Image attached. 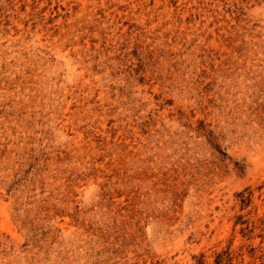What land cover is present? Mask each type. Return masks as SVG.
I'll return each mask as SVG.
<instances>
[{
	"label": "rangeland",
	"instance_id": "374dc122",
	"mask_svg": "<svg viewBox=\"0 0 264 264\" xmlns=\"http://www.w3.org/2000/svg\"><path fill=\"white\" fill-rule=\"evenodd\" d=\"M0 264H264V0H0Z\"/></svg>",
	"mask_w": 264,
	"mask_h": 264
}]
</instances>
